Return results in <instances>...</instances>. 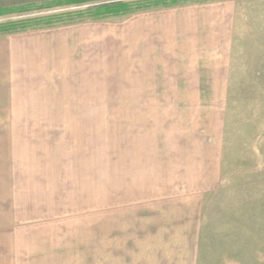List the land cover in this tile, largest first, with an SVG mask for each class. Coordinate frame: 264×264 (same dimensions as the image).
<instances>
[{
  "label": "rangeland",
  "instance_id": "374dc122",
  "mask_svg": "<svg viewBox=\"0 0 264 264\" xmlns=\"http://www.w3.org/2000/svg\"><path fill=\"white\" fill-rule=\"evenodd\" d=\"M203 1L86 0L70 4L67 0H0V26L24 23L29 27L25 33L71 25L77 29L69 78L67 72L64 78L51 70L56 79L41 102L0 95V109L9 108L7 114L15 122L45 124L0 126V209L7 207L8 214L18 216L23 225L52 221L57 232L69 231L72 264H96V224L111 217L113 189L117 205H122L118 200L124 190L136 195L144 184L175 181L178 167L167 156V149L182 140L186 122L197 125L191 117L210 119L208 125L214 130L217 118L225 120L221 185L206 197L196 226L199 264H264V0H236L223 6L235 20L237 36L232 93L177 97L179 102L200 103L197 110H170V105L176 107L175 96H158L159 104V100L137 98L138 80L129 86L126 22L133 13L32 29L76 21L103 6L124 4L130 11L140 9L138 14L163 5L191 6ZM214 1L220 0L207 2ZM11 35H0V41ZM105 37L115 39L113 46ZM4 46L0 44L1 49ZM6 70L10 79H22L21 68ZM150 81L146 83L153 84ZM18 83L3 87L26 93L45 89L43 84ZM143 103L154 108L137 109ZM0 215H4L2 210ZM174 220L170 215L166 230H175ZM183 220L187 219H179ZM182 224L186 231L192 230L191 223ZM126 229L124 223L122 233L119 230L121 243L129 240ZM122 248H117L118 253L127 254ZM119 264L127 263L121 259Z\"/></svg>",
  "mask_w": 264,
  "mask_h": 264
},
{
  "label": "crops",
  "instance_id": "0c3cea01",
  "mask_svg": "<svg viewBox=\"0 0 264 264\" xmlns=\"http://www.w3.org/2000/svg\"><path fill=\"white\" fill-rule=\"evenodd\" d=\"M235 1L159 8L130 15L126 22L128 78L129 86H133L134 79L138 80L137 98L159 100L162 104L158 96L171 95L176 97V107L170 105V110H197L201 108L200 103L179 102L177 97L232 93L237 36L233 28L235 20L223 6ZM101 23L103 26L114 25ZM75 30L71 25L23 32L0 41L5 44L0 48V75H3L0 76V95H14L24 102H41V96L48 94L51 81L56 79L51 77V70L64 78L67 72L69 78ZM105 41L112 43L115 39L105 37ZM12 66L22 69V79L14 81L10 79L12 76L6 75V69H12ZM147 80H152L153 84L146 83ZM11 83L22 86L43 84L47 92L44 89L26 93L18 88L5 91ZM150 95L155 97L149 99ZM151 108L154 107L150 103L137 107ZM8 111L9 108L0 109V126L45 125L15 122ZM191 118L197 125L186 122L182 140L175 143V148L167 149V156L178 167L174 182L156 186L144 184L139 189L142 192L136 195L124 190L122 199L118 200L122 205H117L116 190L113 189L111 217L106 221L99 219L96 224V264H115L118 256H121L119 263L123 259L127 264H199V228L196 226L201 221L206 197L219 190L221 185L225 120L217 118L214 130L208 125L210 119ZM184 171H187V182ZM1 210L4 215H0V264H72L69 231L57 232V224L52 221L40 224L37 220L23 225L18 216L8 214L7 207ZM170 215L175 216V230H166ZM181 217L187 219L182 222L191 223L190 232L179 221ZM124 223L129 240L121 243L120 228ZM122 246L128 250L127 254L125 251L123 255L118 253L117 248L123 249Z\"/></svg>",
  "mask_w": 264,
  "mask_h": 264
},
{
  "label": "trees",
  "instance_id": "16d2710c",
  "mask_svg": "<svg viewBox=\"0 0 264 264\" xmlns=\"http://www.w3.org/2000/svg\"><path fill=\"white\" fill-rule=\"evenodd\" d=\"M68 3H75V4H80L83 3L86 0H67ZM210 0H204L203 2H207ZM213 1V0H211ZM221 1V0H220ZM224 1V0H223ZM159 7V6H157ZM175 7V5H163L161 6V8H172ZM160 8V7H159ZM140 12L139 10L136 11H130L128 9V6L124 5V4H117V5H111V6H103V7H99L96 8L94 10H91L89 12H86V14L81 18V19H77L76 21L71 19V20H67L65 22L60 21L59 23H50L47 24L46 26H34L32 27V29H41V28H50V27H56L59 25H65V24H74L76 22H84V21H101V20H107V19H111V18H115V17H122V16H126L128 14H134L137 12ZM80 16L83 14H79ZM26 24L24 23H19V24H8V25H4V26H0V35H8V34H17V33H21V32H25L27 30H29V27H25Z\"/></svg>",
  "mask_w": 264,
  "mask_h": 264
}]
</instances>
